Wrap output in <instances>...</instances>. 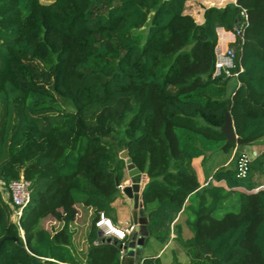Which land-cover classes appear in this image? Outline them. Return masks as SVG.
Listing matches in <instances>:
<instances>
[{"label":"trees","instance_id":"obj_1","mask_svg":"<svg viewBox=\"0 0 264 264\" xmlns=\"http://www.w3.org/2000/svg\"><path fill=\"white\" fill-rule=\"evenodd\" d=\"M189 2L0 0V264H121L123 242L102 238L96 220L116 221L125 149L148 175L149 235L177 236L173 264L177 251L190 264H264V152L238 176L239 149L264 139V0L208 7L202 23ZM244 10L243 71L230 88L214 77L218 29ZM228 111L237 141L222 131ZM216 151L228 157L201 184L193 161ZM22 177L33 187L17 224L10 185ZM79 207L94 215L83 258ZM50 217L62 227L45 228Z\"/></svg>","mask_w":264,"mask_h":264},{"label":"built area","instance_id":"obj_2","mask_svg":"<svg viewBox=\"0 0 264 264\" xmlns=\"http://www.w3.org/2000/svg\"><path fill=\"white\" fill-rule=\"evenodd\" d=\"M236 3V1H235ZM248 23L247 12L243 11V19L240 18L233 30H226L222 27L218 29L219 40L216 46V62L214 77L224 76V78H236L237 85L240 84L238 80L239 73L243 71V66L238 62V56L242 50V44L244 41L245 25ZM239 67L238 70H234ZM257 155L256 151L249 153H243L239 160V174L238 176L245 177L248 174L249 163ZM212 180V177L205 182L208 184ZM31 181L21 178L18 181L11 183L10 194L13 200L14 212L13 220L19 224L20 217L23 214L24 208L30 203ZM120 191H123L124 184H119ZM96 226L99 231L102 232V238L104 239H117L121 242L122 248L120 251L121 257L124 256L126 249V241L135 233L137 225L133 221H114L110 216H107L104 212H100L96 220Z\"/></svg>","mask_w":264,"mask_h":264},{"label":"crops","instance_id":"obj_3","mask_svg":"<svg viewBox=\"0 0 264 264\" xmlns=\"http://www.w3.org/2000/svg\"><path fill=\"white\" fill-rule=\"evenodd\" d=\"M247 148H252V145L247 146ZM205 161H206V158H203V157L196 158L193 161V165H194V167L198 173V178H199L201 184H204L205 182H207V180H209L213 176L212 175L213 171L210 169H207L205 167V165H204ZM215 167H217V166H215ZM122 183L124 184L125 187L132 184V179L129 176L127 168H126L125 178H124ZM214 183L220 184V185H225L224 181H220V182L214 181ZM119 201L124 203V206H125V208H127V210L130 209V214L132 217V212H133L132 201L123 193V191H121V196L118 199H116V201L113 203V207H114V213L113 214L114 215L116 214L115 213V210H116L115 207ZM81 208L82 207H79V212L81 211ZM82 210L86 211V212L88 211L89 213L91 212V214L93 212V209H91V208H89V209L82 208ZM79 216H81L80 213H78L77 218L72 223L73 244H74L75 250L77 249L75 246L76 241H78V239L80 238V235L82 233V229L81 230L77 229L78 226H81V224H79V222H78V219L80 218ZM187 217H188L187 214L183 213L176 220V223L181 225V227H182V234H183L184 238H189L192 236L191 231L189 230V228L187 227V225L185 223ZM55 221H57V220H55ZM132 221H133V219H132ZM57 222H59V221H57ZM60 225H61L60 226V228H61L62 224L60 223ZM56 230H58V229H56ZM87 233H88V230H85V232H83V237H84L83 241H85L86 243H87V239H86ZM78 234H79V238H78ZM132 236L127 240V244L125 246L126 252H125L124 256L121 257V255H120V260L122 262L121 264H126V260L130 257L128 255V245L132 241ZM176 237H177L176 234L173 233L171 236V239H169L166 242H160L157 239H155L154 237H151L149 235L147 238H145V243L142 246V253L139 257V264H143L144 260L147 258L159 259L162 264H173L174 263L173 251L177 250ZM87 246H88V243L86 245L85 251L82 254H84L86 252ZM177 252H178L179 261L181 263H183L182 259H186L188 264H190V259H191L190 255H188L184 252H181V251H177ZM78 254H79L80 258H83L79 252H78Z\"/></svg>","mask_w":264,"mask_h":264},{"label":"water","instance_id":"obj_4","mask_svg":"<svg viewBox=\"0 0 264 264\" xmlns=\"http://www.w3.org/2000/svg\"><path fill=\"white\" fill-rule=\"evenodd\" d=\"M222 131L226 134L227 141H237L238 136L230 111L225 114V122L222 126ZM120 158L125 160L129 176L132 179V184L124 187L123 193L132 201V219L137 225V230L133 234L132 241L128 245V255L130 257L126 260V264H139L142 246L145 243V238L149 236V231L147 229L149 220L142 202V192L148 182V175L141 172L132 162L128 149L120 152ZM100 236H102V232H100ZM201 251L205 254L211 253V249L208 245L202 246Z\"/></svg>","mask_w":264,"mask_h":264},{"label":"rangeland","instance_id":"obj_5","mask_svg":"<svg viewBox=\"0 0 264 264\" xmlns=\"http://www.w3.org/2000/svg\"><path fill=\"white\" fill-rule=\"evenodd\" d=\"M44 2H48L50 0H42ZM231 3H235V0H190L189 5H188V11L190 14H192L195 18V20L198 23H202L203 22V14L206 8L208 7H212V6H216V7H224L227 4H231ZM237 83V79L236 78H231V81L229 82V87L231 88L233 85L235 86ZM256 151L258 153H262L264 152V139L261 140L259 143L253 144L252 148H246V150H241L239 149V152H245V153H249L251 151ZM235 152V151H234ZM237 153V154H238ZM235 154V153H234ZM226 156L222 151H216V152H211L208 153L206 161H205V167L207 169L212 170L215 166L220 165L223 161H225ZM236 160V156L235 158L232 160L234 163ZM5 196L8 197L9 194L6 192ZM116 210H115V215L114 217L116 218V221H122V222H126V221H132V217L130 214V209L127 210V208H125L124 203H122L121 201H119L116 204ZM81 216H79L80 218L78 219L79 224H81V226H78L77 229L81 230L82 229V233L80 235L79 238V234H78V241H76V252L80 253L81 256L83 257L84 254H82L85 249H86V245L87 243L85 241H83V232H85V230H88L90 228V225L92 223V220L94 218V215L91 214V212L89 213L88 211H83L81 208V211L79 212ZM224 215V212H221L219 214V216ZM43 224L45 226V228H47L48 230H56L60 228V223L55 221L54 218H47L43 221ZM79 255V254H78ZM183 263L182 264H188L186 259H182Z\"/></svg>","mask_w":264,"mask_h":264}]
</instances>
